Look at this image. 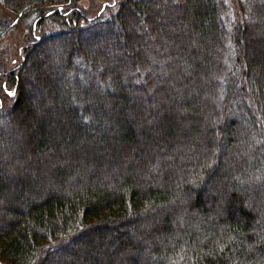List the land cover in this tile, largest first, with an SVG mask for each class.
Masks as SVG:
<instances>
[{"label": "trees", "instance_id": "16d2710c", "mask_svg": "<svg viewBox=\"0 0 264 264\" xmlns=\"http://www.w3.org/2000/svg\"><path fill=\"white\" fill-rule=\"evenodd\" d=\"M79 1L0 0V262L264 264V0Z\"/></svg>", "mask_w": 264, "mask_h": 264}, {"label": "rangeland", "instance_id": "374dc122", "mask_svg": "<svg viewBox=\"0 0 264 264\" xmlns=\"http://www.w3.org/2000/svg\"><path fill=\"white\" fill-rule=\"evenodd\" d=\"M121 1L123 0H80L77 5L84 11L83 14L92 17L99 13L103 15L113 13ZM237 1L238 0H228L233 9H235V15ZM77 10L79 9L77 8ZM6 19L10 21V24H5ZM17 19L18 18L14 17L0 6V30L4 29L0 34V51L4 50L8 55V50L10 53H13L9 60L10 65H15L20 61L22 55H20L21 51H19V47L23 46L31 37L26 26L19 23ZM136 25L138 30L143 29L138 22ZM8 55L7 57H9ZM0 264L2 263L0 262Z\"/></svg>", "mask_w": 264, "mask_h": 264}]
</instances>
